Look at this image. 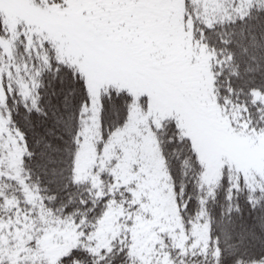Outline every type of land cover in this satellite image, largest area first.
Masks as SVG:
<instances>
[{"label":"snow or ice","instance_id":"snow-or-ice-1","mask_svg":"<svg viewBox=\"0 0 264 264\" xmlns=\"http://www.w3.org/2000/svg\"><path fill=\"white\" fill-rule=\"evenodd\" d=\"M0 264H264V0H0Z\"/></svg>","mask_w":264,"mask_h":264}]
</instances>
